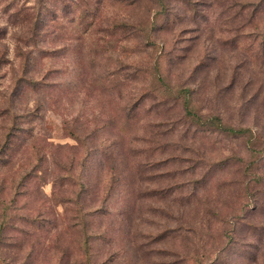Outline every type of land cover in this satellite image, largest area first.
I'll use <instances>...</instances> for the list:
<instances>
[{
	"label": "rangeland",
	"instance_id": "374dc122",
	"mask_svg": "<svg viewBox=\"0 0 264 264\" xmlns=\"http://www.w3.org/2000/svg\"><path fill=\"white\" fill-rule=\"evenodd\" d=\"M0 264H264V0H0Z\"/></svg>",
	"mask_w": 264,
	"mask_h": 264
},
{
	"label": "trees",
	"instance_id": "16d2710c",
	"mask_svg": "<svg viewBox=\"0 0 264 264\" xmlns=\"http://www.w3.org/2000/svg\"><path fill=\"white\" fill-rule=\"evenodd\" d=\"M177 96L182 98V108L185 117L191 121L193 124L204 129H213L222 134H227L230 136H243L248 131L247 129H234L231 127H226L222 124L218 117H202L193 111L191 107V101L188 91H178Z\"/></svg>",
	"mask_w": 264,
	"mask_h": 264
}]
</instances>
